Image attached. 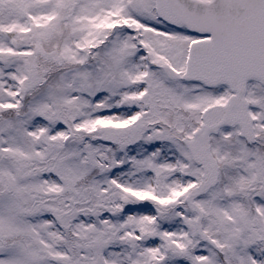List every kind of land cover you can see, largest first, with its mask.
<instances>
[{
  "label": "snow or ice",
  "instance_id": "snow-or-ice-1",
  "mask_svg": "<svg viewBox=\"0 0 264 264\" xmlns=\"http://www.w3.org/2000/svg\"><path fill=\"white\" fill-rule=\"evenodd\" d=\"M0 264H264V0H0Z\"/></svg>",
  "mask_w": 264,
  "mask_h": 264
}]
</instances>
